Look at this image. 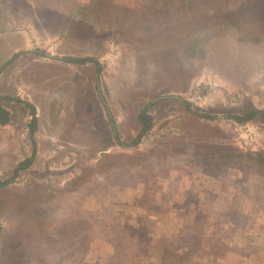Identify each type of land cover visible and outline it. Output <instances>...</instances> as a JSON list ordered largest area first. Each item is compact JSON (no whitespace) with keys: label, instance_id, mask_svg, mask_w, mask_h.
Instances as JSON below:
<instances>
[{"label":"rangeland","instance_id":"374dc122","mask_svg":"<svg viewBox=\"0 0 264 264\" xmlns=\"http://www.w3.org/2000/svg\"><path fill=\"white\" fill-rule=\"evenodd\" d=\"M0 105V264H264V0H0Z\"/></svg>","mask_w":264,"mask_h":264},{"label":"trees","instance_id":"16d2710c","mask_svg":"<svg viewBox=\"0 0 264 264\" xmlns=\"http://www.w3.org/2000/svg\"><path fill=\"white\" fill-rule=\"evenodd\" d=\"M65 60L69 63H73L76 65H84L87 63H93L99 67L98 60H96V58L90 57V56L89 57H66ZM28 105L31 107V114L33 116L32 123L34 124V128L32 129L31 133L32 132L34 133L36 130V124H37L36 109L32 105H30V104H28ZM204 117H208V116L204 115ZM253 117H260L261 119L264 120V110L253 109V110L249 111L245 116H234V118L236 120H239V121L250 120ZM137 118H138V121L142 124L141 133L146 132L147 130H149L151 128L152 117L148 113L147 107H143L142 111L139 113ZM9 121H10L9 112L0 105V123L6 124ZM232 152L235 153L234 151H232ZM262 154L264 155V153H262V152H258V153H241L240 152L237 155H239L240 158H242V157H248L249 158V156H250L251 158L248 159V162L249 163L252 162L251 167H254L253 165L256 166L255 163L260 161L259 156H262ZM237 155H236V153L231 154L229 156V159H232L233 162H237L240 159L239 156H237ZM262 157H264V156H262ZM243 160H244V163H242V164L239 163V164H240V167H242L245 170L246 164L248 162L245 159H243ZM30 164H31V158L24 160L23 162H20L18 164V166L15 168V172L17 173L21 169H26V168L30 167ZM6 183H7L6 181H4L0 178V188L4 187L6 185Z\"/></svg>","mask_w":264,"mask_h":264},{"label":"crops","instance_id":"0c3cea01","mask_svg":"<svg viewBox=\"0 0 264 264\" xmlns=\"http://www.w3.org/2000/svg\"><path fill=\"white\" fill-rule=\"evenodd\" d=\"M262 236V235H261ZM255 243L256 246H258V255L260 254L261 257H263V252H264V241H256Z\"/></svg>","mask_w":264,"mask_h":264}]
</instances>
